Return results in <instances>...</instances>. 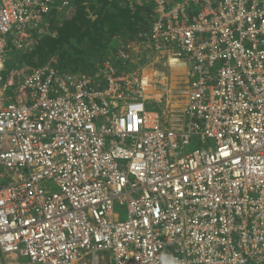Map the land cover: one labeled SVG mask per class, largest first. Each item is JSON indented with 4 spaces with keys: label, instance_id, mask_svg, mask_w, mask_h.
<instances>
[{
    "label": "built area",
    "instance_id": "built-area-1",
    "mask_svg": "<svg viewBox=\"0 0 264 264\" xmlns=\"http://www.w3.org/2000/svg\"><path fill=\"white\" fill-rule=\"evenodd\" d=\"M149 1L144 43L186 69L161 114L124 51L15 81L71 0H0V264H264V0Z\"/></svg>",
    "mask_w": 264,
    "mask_h": 264
},
{
    "label": "rangeland",
    "instance_id": "rangeland-1",
    "mask_svg": "<svg viewBox=\"0 0 264 264\" xmlns=\"http://www.w3.org/2000/svg\"><path fill=\"white\" fill-rule=\"evenodd\" d=\"M146 1L77 0L75 7L57 12L39 27L21 54L22 60L16 59L23 62L18 70H13L14 80L44 65H55L75 74L94 72L107 60L116 63L118 51H124L131 61L128 68L133 70L139 63L142 72L138 79L143 76L151 81L153 98L145 102L146 110L161 114L166 110L182 109L186 69L184 66L178 70L170 69L166 57L142 40ZM15 57V54L8 57L5 68L16 67ZM184 59L180 62H187ZM132 89L139 90L135 86ZM197 147L193 142L182 153L189 154ZM48 186L56 191L54 183L48 182ZM114 213L125 220L124 207L116 205ZM19 262H25V259Z\"/></svg>",
    "mask_w": 264,
    "mask_h": 264
},
{
    "label": "trees",
    "instance_id": "trees-1",
    "mask_svg": "<svg viewBox=\"0 0 264 264\" xmlns=\"http://www.w3.org/2000/svg\"><path fill=\"white\" fill-rule=\"evenodd\" d=\"M76 4H77V0H71V8H73V7H75L76 6ZM75 5V6H74ZM145 8H146V13H145V16H146V18L144 19V22H145V28H144V30H142L141 31V34L143 35L146 31H147V29H148V25H149V21H150V19H151V14H152V4H151V2L149 1V0H147L146 1V3H145ZM57 14V12H55V11H53L52 12V14L50 15V17L48 18V21L52 18V17H54V15H56ZM36 34V33H35ZM34 34V35H35ZM142 40H143V37H142ZM23 55V54H22ZM22 55L21 54H19V55H16V57H15V64L18 66V67H20L21 66V63L23 62H18L16 59H20V60H22ZM58 69H60V70H63V71H66L65 69H62V68H60V67H58V66H56Z\"/></svg>",
    "mask_w": 264,
    "mask_h": 264
},
{
    "label": "bare ground",
    "instance_id": "bare-ground-1",
    "mask_svg": "<svg viewBox=\"0 0 264 264\" xmlns=\"http://www.w3.org/2000/svg\"><path fill=\"white\" fill-rule=\"evenodd\" d=\"M166 65L169 66L170 69H177L178 70L180 68H183L182 65L177 64V62L176 61H173L172 58L170 59V61H168L166 63ZM155 75L158 76L160 74L159 73H155ZM147 82H148V79L144 77L143 78V83H144L143 86H144V89L142 91V96H143V99L150 101L149 99H152L153 96L151 95L152 94L151 87L149 85H146Z\"/></svg>",
    "mask_w": 264,
    "mask_h": 264
},
{
    "label": "snow or ice",
    "instance_id": "snow-or-ice-1",
    "mask_svg": "<svg viewBox=\"0 0 264 264\" xmlns=\"http://www.w3.org/2000/svg\"><path fill=\"white\" fill-rule=\"evenodd\" d=\"M225 155H227V153H225Z\"/></svg>",
    "mask_w": 264,
    "mask_h": 264
}]
</instances>
